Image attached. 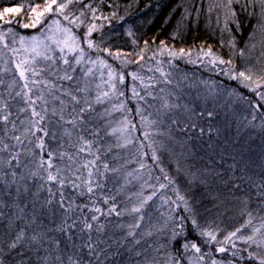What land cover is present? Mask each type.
Masks as SVG:
<instances>
[{
  "label": "trees",
  "instance_id": "1",
  "mask_svg": "<svg viewBox=\"0 0 264 264\" xmlns=\"http://www.w3.org/2000/svg\"><path fill=\"white\" fill-rule=\"evenodd\" d=\"M210 2L211 0H82V3H74L69 6V9H66V13L72 19L80 16V12L83 11L85 15L80 17L82 23L78 21L77 25H69L60 14H50L46 18L47 23L51 19L57 18L65 25L73 28L81 47L90 54L91 58L102 57L109 63H114V67L121 71L125 77L122 83H116L117 91L115 92L108 83H89V92L80 94L92 102L94 109L90 113L91 118L87 127L99 130L100 136H93L85 131V137L95 142L92 148L93 154L90 155L87 151L79 153V161L84 163L95 159L98 155L100 157L98 164L102 166L106 162L111 168L118 169L117 172L105 173L104 187L96 191V206L101 207L106 212L111 204L115 203L117 210L123 214L119 217L115 214L101 216L99 222L106 225L105 233L98 234L95 231L92 233L94 239L97 235L105 240L111 237L112 240H109V243H112V250L117 247L113 241H119L120 244H127L129 248H136L137 250H143L148 245L155 248L159 244L167 243V250L183 254L185 256L184 264H188V258H194L200 253H195L192 250L185 252L182 245L186 242L189 244L194 242L201 248L202 253H211V257L206 259L205 264H210L211 258L232 259L234 264H256L255 261L247 258L248 252L260 251L255 249V245L245 244L243 241L233 238L240 250V255L232 257L231 252L236 249H232L230 243L223 244V241L228 233L246 224L249 219L248 212L252 213V224L243 228L238 235H251L253 227H259L261 224L260 217L264 216V212L258 210L255 199L245 205L243 194L248 191V188L241 181L240 172L229 170L235 149L241 152L243 158L249 162L247 175L259 180L261 174H264V128L261 127L262 120H264L261 117V113H264V101H261L255 92L245 87L240 81L232 80L222 74L220 69L234 66L237 71H242L253 67L255 71V57L261 50L257 43L260 35L257 34L254 40L249 39L256 20L250 17L248 12L243 11L240 4H234L233 8L237 12L240 29L237 30L236 24L231 22H229V27L236 37V49L227 46L222 47L220 38L221 29L224 27V12L218 8L209 12ZM33 3H43V0H0V10L6 7L16 8L24 5L18 14H5L12 23L5 24L0 21V32L5 33L4 40L0 41V45H8L3 49L4 51H10L8 43L10 40L6 38L8 35L31 36L41 29L42 26L38 28L22 27L23 23L30 22L28 18L29 5ZM86 6L96 9L95 18ZM185 8L190 13L185 21L186 27L181 30L179 36H174L178 21L184 15L183 10ZM218 18L219 24L217 23ZM90 24H95L96 28L89 36L87 28ZM9 28L12 29L11 32L8 31ZM223 35L227 38L228 33H223ZM88 40L92 41V48L88 47ZM145 41L148 42L147 49ZM161 41H165L166 45L173 51H178L180 48L190 49V59L196 62L190 63L188 56L174 58L168 56L167 52L160 54ZM253 43H257L255 49L251 48ZM202 46H211L217 55H221L225 59L231 58L233 65H217L213 68L207 63V58L198 59L201 54L197 50ZM239 49H245V56L239 55ZM154 53L155 56H153ZM140 54H143V60L139 58ZM114 56H120L119 58L124 63L123 67L118 60H115ZM126 58L130 60L128 61ZM157 61L161 62L159 65L162 66L161 70L164 73L171 74V85L161 82L163 77L160 72L156 71ZM60 66L63 67L62 63ZM5 68L9 71H4ZM81 70L82 68L77 66V71L74 73L75 82L56 81L57 84H63L65 88L70 86L74 88L76 83L83 86L85 83H82L81 76L79 77ZM131 72L137 73L145 81L144 79L143 82L138 79L130 81L132 80L129 79ZM13 76L19 81L15 65L2 60L0 62V77L5 80V84L10 82ZM145 84H151L153 87L145 89ZM97 85L100 86L99 89H97ZM161 87L165 88L164 93H160ZM133 88H136L137 92L144 97L143 100L133 95ZM15 90L18 89H14L13 92ZM97 91L109 93V96L104 98V102L101 104L95 103ZM168 91H173L180 97V103L194 108L196 113H205L204 116L196 115L193 117V121L198 125L197 129L180 132L176 126H171L173 137H178L180 141L187 140L188 136L192 137L191 140H187L186 148H181L174 140H169L167 135H157L158 131L167 132L169 128L167 120L164 124L145 129L137 112V109H140L145 115L154 114L156 109L160 107L161 101L158 98L154 99L153 96H164L167 95ZM257 91H264V88L257 89ZM120 92H123L124 95L121 96ZM148 92L153 93V96H149ZM0 93H3L4 98L8 99L9 104L12 105L10 108L12 115L9 119L16 122V129H13L9 123L7 125L8 131L5 132V125L0 121V141L10 146L7 151H0V159L5 161L11 159V155L19 151L21 152V163H28L31 154L25 153L24 148L17 145L16 141L11 138L21 134L23 125L20 121L28 113H18L17 107L24 105L18 102V98L16 100L9 99L4 85H0ZM65 100H68V97H65ZM120 103L124 104V108L116 109L113 107ZM253 105H261V107L256 110ZM67 107H72V104L69 103ZM208 111H214L216 115L209 118L206 116ZM253 115L256 116L255 120L252 119ZM125 118L130 122L127 125L124 124ZM183 123L184 117H181V124ZM210 126L213 131L209 133L207 129ZM65 127L70 128L68 125ZM199 127L205 129L203 135L200 134ZM122 128L124 129L123 132L120 131ZM112 129H117V131L113 133ZM145 130L152 134V140L157 141L154 147L159 157L158 161L152 159L153 149L148 146L152 140L145 139L143 134ZM36 135L42 134L37 132ZM127 140H131V143H126ZM161 141L164 144L163 148L160 147ZM45 142L51 148H57V140L46 137ZM60 142L63 143L64 140ZM75 143L77 140L74 132L71 141L65 143L64 149L61 150L66 149L75 152V149L71 147V144ZM2 146L0 144V147ZM24 147L31 148L33 146L28 145L26 141ZM53 162L61 166L63 164L59 159H54ZM141 163L145 165L144 168L140 167ZM15 164L16 162L13 161L12 169H9L5 164L3 170H15L18 173L25 171L22 167L16 168ZM193 165H195L192 168L193 171L197 168L201 170L209 168L220 175L215 179L213 176H208L207 182L201 183L199 180H193L188 174L189 168ZM161 168L164 169L163 172ZM101 170L103 171L102 167ZM83 174L85 177L87 176L86 169L83 170ZM165 174L173 180L172 184L164 179ZM8 179L10 180L11 177L9 176ZM22 183L21 181L7 189L3 184H0V200L11 205L15 198V188ZM160 184H165L166 187L160 188ZM234 184L240 185L239 191L233 187ZM65 191L66 194H72L70 189H65ZM177 191L180 195L185 196L188 201L187 208H190L191 211L187 210L185 204L178 199ZM153 192L156 195L148 201L141 212H131L133 207L139 206L143 197H147ZM46 195V192L42 193L41 199ZM105 196L115 197V200L110 199L108 204H104L103 197ZM21 199L23 203L31 204V198ZM74 199L77 203L89 202L87 196L74 197ZM0 210L5 213V217L14 214L16 211L14 207H3ZM91 214L88 210L83 213L84 216ZM76 215H80V213L77 212ZM21 216L24 218L16 219L14 217L16 230L26 227L27 220L32 216L31 207L29 206ZM141 216L143 219L139 220ZM56 217H59L58 209ZM193 218L197 221L196 225L192 224ZM40 220L47 227L54 225V218L51 213L40 214ZM137 220L140 223V227L134 230L137 235L135 238L129 237L125 240L124 237L129 231L128 225L136 223ZM118 224H122L124 227L117 228L116 225ZM5 230L6 219L0 220V241L7 239L4 236ZM149 231L153 233L152 236L146 235ZM201 231L213 232L217 241H210L208 237L200 235ZM173 232L177 233L175 238H173ZM29 234H31V229H29ZM72 234L73 242L77 245L80 243V240L76 239L77 237L86 238L79 231V226L73 230ZM50 235L62 241L61 247L69 245V241L64 235L59 233H50ZM262 236H264V229L256 235V238ZM134 239H139L141 243L136 245ZM104 246L107 247V245ZM220 246L229 248V251L217 253L215 249ZM39 254L43 256L45 254L44 249H40ZM149 254L156 255L152 248H149ZM113 259L115 264H130L129 254L123 248L121 249V256ZM29 262L37 264L35 251L25 255V264H29Z\"/></svg>",
  "mask_w": 264,
  "mask_h": 264
},
{
  "label": "snow or ice",
  "instance_id": "2",
  "mask_svg": "<svg viewBox=\"0 0 264 264\" xmlns=\"http://www.w3.org/2000/svg\"><path fill=\"white\" fill-rule=\"evenodd\" d=\"M74 3H82V0H43V3H33L29 5L28 18L29 23H23L24 28H38L45 25L46 18L52 14H60L63 16V20L67 21L69 25H77L81 16H84L83 11L80 12V16H76L74 19L70 18V15L66 13V9H69L70 5ZM240 4L243 11L248 12L250 17L255 18L256 24L253 32L250 34L249 39L254 40L257 34L260 35V39L257 43L260 46V52L255 57L256 70L253 67L246 68L242 71H237L235 67H227L220 69V72L228 76L232 80H238L245 87L251 89L264 101V91H257V89L264 88V0H211L208 11L212 12L214 8L222 9L224 12V27L221 29L220 44L222 47L227 46L231 49H236V37L232 34V29L229 27V22L236 24L237 30L240 29V21L237 19V12L234 10L233 5ZM24 5H20L16 8H4L0 10V21L5 24H10L12 21L6 18L7 13L18 14ZM89 11L93 13L95 18L96 9L91 6H86ZM175 11V9H174ZM184 15L178 21L177 28L174 36H179L181 30L186 27L185 21L188 19L190 13L187 8L184 10ZM219 24V18L217 19ZM50 35H45L42 39L40 36L33 35L31 37L20 36L19 40L24 47L25 52H31V57L21 59L15 64L16 73L19 76V81L13 76L12 80L5 84V80L0 77V85H4L7 89V96L9 99L16 100L22 103L23 107H17L18 113H28V115L20 121L23 125V131L20 135H14L11 138L16 141V144L23 147L25 153L31 154V159L28 163H21V152L17 151L11 155V159H0V184L5 186V189L17 185L21 181L19 187L15 188V198L12 204L9 205L5 201L0 200V209L3 207H14L15 213L5 217V213L0 210V220L6 219V230L4 236L7 239L0 241V264H25V255L35 251L37 253V264H115L114 257L121 256V249L127 251L129 254L130 264H184L185 256L181 253H173L167 250V243H162L153 248L152 245H148L143 250H137L136 248H129L127 244H120L119 241H113L117 247L112 250L111 237L108 240L101 239L99 235L93 238V231L98 234H103L106 231V225L100 223L101 216H121L123 213L117 210V205L112 203L111 206L105 212L101 207L96 206V191L104 187V180H106L105 173L117 172L118 169L111 168L108 163H103L102 166L98 164L100 157L97 155L95 159L88 160L81 163L78 159V154L87 151L90 155L94 146V141L85 137V131L89 132L93 136H100V131L97 129H89L87 123L90 120V113L94 111L92 102L86 97L81 96V93H88L90 84L85 83L81 86L79 83L75 84V87L65 88L63 84H57L56 81H68L75 82L76 77L74 73L79 66L85 60V52L80 47V41L74 34L73 28L65 26L59 19H52L51 23L46 25ZM96 25L90 24L87 28V34L90 36L95 30ZM12 31L11 28L8 29ZM223 33H228L227 38ZM5 33L0 32V41H3ZM50 42V43H48ZM257 43L251 44V48L255 49ZM88 47L92 48L93 43L91 40L87 41ZM27 45V46H25ZM159 48L160 54L167 52L170 57H189L190 63L196 61L191 60V50L180 48L178 51L171 50L165 43L160 42ZM54 46V47H53ZM147 49L148 42L145 41ZM58 50L59 56L56 55ZM15 52L16 49H13ZM201 55L198 59L203 60L207 58V63L215 68L217 65H233L231 58L225 59L221 55H217L211 46L200 47L197 50ZM68 54H74L71 59ZM234 54V53H233ZM245 49H239V55L245 56ZM155 56V53L153 54ZM39 58V59H38ZM144 59L143 54L139 57ZM138 62V61H137ZM63 65L61 67L60 65ZM92 64L99 63L102 67L108 68V84L113 92L117 91L116 83L113 82L115 73L112 71L111 66L107 65L104 60L98 59L97 61H90ZM157 61L156 71L161 73L163 77L162 83L171 85L170 73H164ZM151 71V69H149ZM4 71H9L7 68ZM93 72L92 68H87L83 75L89 76ZM133 79H138L143 82V77L138 76L137 73H131ZM55 78V79H52ZM125 77L123 74L119 75V81L122 83ZM151 79V78H149ZM20 81H23L21 84ZM255 85V87H253ZM99 89V85L96 86ZM145 89L153 87L151 84H145ZM14 89L15 90L13 92ZM160 93L165 92V88L159 89ZM133 95L143 100L144 97L137 92L136 88L132 89ZM121 96L123 92L119 93ZM149 96H153V93L148 92ZM109 96L108 92L97 91L95 95V103L101 104L104 102V98ZM68 97V100H65ZM154 99L161 101L160 107H158L155 113H148L145 115L142 110L137 109L140 115L141 121L145 129L153 128L158 124H164L165 120L168 121L169 128L167 132L158 131L157 135H167L169 140H174L179 144L181 148H186L187 140H191L192 137L188 136L187 140L180 141L178 137H173L171 126H176L180 132H187L189 129H197L198 125L193 121V117L196 115L204 116L205 113H196L194 108L187 104L180 103V97L173 91H168L164 96H153ZM71 103L72 107L68 108L67 105ZM9 104V100L4 98L3 93H0V121L5 125V132L8 131L7 125L10 123L13 129H16V122L11 121L9 118L12 115ZM116 109L124 108V104L120 103L113 106ZM151 107V105H149ZM261 105H253V108L259 110ZM216 115L214 111H208L206 116L213 118ZM181 117H184V123L181 124ZM261 117L264 118V113H261ZM19 118V117H18ZM252 119L255 120L256 116L253 115ZM130 123L125 118L124 124ZM70 126V128L65 127ZM135 127V125H133ZM261 127L264 128V120H262ZM117 129H112L115 133ZM121 132L124 129H120ZM210 133L213 131L211 126L207 129ZM219 131L218 129L216 130ZM39 132L42 135L37 136ZM76 133L77 143L71 144V147L75 149V152L64 149L65 143H69ZM201 135L205 133L203 127H199ZM144 137L146 140H152V134L145 130ZM35 137V139H33ZM51 137L53 140H57V148L53 149L46 144L45 138ZM59 137V139H58ZM64 138H67L66 140ZM64 140L63 143L60 141ZM33 147H24L25 142ZM126 143H131V140H127ZM157 141L152 140L148 146L152 150V159L158 161L157 151L154 145ZM3 146L0 147V151H7L10 146L0 141ZM79 145V146H77ZM15 147V146H11ZM143 147V145H141ZM160 147L163 148L164 144L161 141ZM33 149L39 150L34 151ZM99 151V150H98ZM235 154L232 157V164L229 166L230 171H238L241 173L240 179L246 184L248 191L243 194V202L247 205L250 201L255 199L258 210L264 212V174H261L259 180H256L251 175H247L249 170V162L243 158L241 152L234 149ZM239 157V159H238ZM54 159H59L63 162L62 166L55 164ZM223 159V157H221ZM13 161L16 162V168H23L25 171L18 173L15 170L4 171L3 166L6 164L9 169L13 167ZM101 167L103 171L101 170ZM141 168L145 165L141 163ZM195 165L191 166L188 170V174L193 180H199L201 183L207 182L208 176L218 178L219 173H214L209 168L192 170ZM87 170V176L83 174V170ZM163 172L164 169L161 168ZM200 173V175H197ZM131 175V173H129ZM9 176L11 179L9 180ZM245 176L247 177L245 179ZM158 179V178H157ZM165 180H168L169 184L173 183V180L165 174ZM55 186V187H54ZM160 188H165V184H160ZM238 191L240 190L239 184H234ZM35 189V190H33ZM65 189L71 190V195L66 194ZM175 190V189H174ZM47 193L43 199H41L42 193ZM11 195V193H8ZM156 193L153 192L147 197H143L139 206L131 209L132 213H139L148 203L152 200ZM87 196L88 203H77L74 197ZM178 199L183 202L186 209L188 201L185 196L180 195L177 191ZM31 198V204L23 203L22 199ZM115 200V197L105 196L103 197V203L108 204L109 200ZM167 202V201H166ZM91 205V207H90ZM32 209V216L27 220L26 227L15 229L14 217L16 219H23L22 213L26 211L28 207ZM57 209L59 210V217H56ZM88 210L92 214L90 216H84L83 213ZM79 212L80 215H76ZM51 213L54 218L53 227H47L40 220V214ZM71 214V215H70ZM99 214V215H97ZM249 219L246 224L237 228L235 231L228 233L225 236L223 244L231 245L232 249H236L231 252L232 257L240 255V250L237 248L233 238L243 241L245 244L255 245L257 249L264 248V236L257 240L256 235L261 233L264 229V216H261V224L259 227H253L251 235H238L242 232V229L252 224V213H247ZM143 216L139 217L142 220ZM139 220L136 223L129 224L126 236L135 238L137 233L134 231L140 227ZM192 224L196 225L197 221L193 218ZM84 234L86 238L77 237L80 243L77 245L73 242V230L77 229ZM117 228H123L124 225L118 224ZM31 229V234H29ZM50 233H59L66 237L69 241V245L61 247L62 241L59 238H54ZM147 236H152L151 231L146 233ZM177 233L173 232V238ZM200 235L206 236L210 241H217V237L213 232L201 231ZM134 243L139 245L141 241L134 239ZM220 243V242H218ZM104 245H107L105 247ZM149 248L156 253V255L149 254ZM182 248L186 251L192 250L200 255L194 258H188V264H205L206 259L211 257V253H202L201 248L196 243H184ZM44 249L45 254L41 256L39 250ZM23 250V251H21ZM217 253H227L229 248L220 246L215 249ZM243 258V257H241ZM247 258L255 261L256 264H264V251L248 252ZM31 264V262H29ZM210 264H234L232 259H210Z\"/></svg>",
  "mask_w": 264,
  "mask_h": 264
},
{
  "label": "rangeland",
  "instance_id": "3",
  "mask_svg": "<svg viewBox=\"0 0 264 264\" xmlns=\"http://www.w3.org/2000/svg\"><path fill=\"white\" fill-rule=\"evenodd\" d=\"M53 19H57V18H53ZM52 20V19H51ZM51 20L47 23H45V25H43L41 27V29L33 34V35H37L40 36L42 39L44 38L45 35H50V33L48 32V28H47V24L51 23ZM62 23V22H61ZM63 25H65L64 23H62ZM67 26V25H65ZM69 27V26H68ZM31 35V36H33ZM22 35H8L6 38L10 40L9 45H10V51L8 50H3L5 47H7L8 45H0V62H2V60H5L6 62H11V64H16L18 63L21 59H26L31 57V52H25L24 51V47H22L19 37ZM24 36V35H23ZM31 36H25V37H31ZM50 43V42H48ZM27 46V45H25ZM54 47V46H53ZM81 47V45H80ZM13 49H16V51L14 52ZM56 51V55L59 56V52L58 50ZM85 60L79 65L82 70L80 71V80L82 81V83H108V68L106 67H102L101 65H99V63L96 64H92L90 63V61H97L98 59L100 60H104L102 57H90V54L87 53V51H85ZM69 58L71 59V57L74 54H68ZM120 56H114L115 60H118L119 63H121L122 67L124 65V63L122 62L121 58H119ZM39 59V58H38ZM128 61L130 60L129 58H126ZM106 62L107 65L111 66L112 71L115 73V78L114 81L115 83H119V75L121 74V71H118L115 67H114V63H109L108 61L104 60ZM207 65V63H206ZM160 68H162L161 65H159ZM87 68H92L93 72L91 75L89 76H84L83 73L86 71ZM134 69H138V68H134ZM130 72V71H129ZM133 73V72H131ZM129 79H132L130 81H133V77L130 76ZM144 79V78H143ZM145 81V79H144ZM20 83H23V81H20ZM261 239V237H257V240ZM256 250H260V251H264V248L261 249H257Z\"/></svg>",
  "mask_w": 264,
  "mask_h": 264
}]
</instances>
